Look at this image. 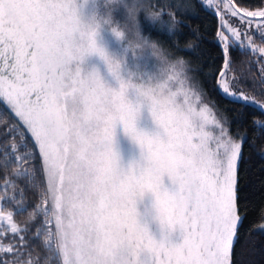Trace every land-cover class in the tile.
I'll return each instance as SVG.
<instances>
[{"label":"snow or ice","instance_id":"obj_1","mask_svg":"<svg viewBox=\"0 0 264 264\" xmlns=\"http://www.w3.org/2000/svg\"><path fill=\"white\" fill-rule=\"evenodd\" d=\"M217 14L222 23L215 43L223 60L216 85L241 105L237 115L249 104L264 112V98L258 100L239 77H229L232 49L238 44L258 55L264 86V6L219 0ZM226 15L239 26L223 23ZM82 38L73 0H0V102L30 134L40 160L35 165L31 148L20 154L12 144L15 174L27 179L39 202L29 211L16 200V185L4 179L0 202L10 198L20 207H0V222L7 225L0 226V264H39L31 255L22 258L27 225L37 221L36 236H43L53 264H119L124 250L112 229L134 224L136 186L171 192L181 213L180 236L189 247L201 249L192 264H231L243 220L238 206L242 141L233 138L222 120L209 117L201 96L173 68L174 105L150 109L158 138L146 142L148 153L138 171L121 173L115 129L122 124L133 131L137 113L125 99L127 85L106 89L95 74H82L84 56L98 51L94 33L87 36V48L77 47ZM212 72L210 67L208 75ZM108 112L114 114L106 117ZM253 123L264 128L258 119ZM164 177L171 181L169 187ZM25 212L28 220L21 227L15 216ZM151 264L171 262L167 253L158 252Z\"/></svg>","mask_w":264,"mask_h":264},{"label":"trees","instance_id":"obj_2","mask_svg":"<svg viewBox=\"0 0 264 264\" xmlns=\"http://www.w3.org/2000/svg\"><path fill=\"white\" fill-rule=\"evenodd\" d=\"M134 11L139 8L132 4V0H124ZM138 9L137 25L142 37L155 40L164 49L169 61L182 57L187 61L182 70L188 83L195 86L202 100L207 102L222 117L229 127L231 135L242 141V152L238 168V206L243 217L238 230V238L234 241L231 264H264V231L257 229L264 221V128L254 126V120L264 122V112L250 106L241 105L224 97L216 85V77L222 66V54L216 45V33L221 26L220 15L216 7L206 5L205 0H136ZM256 8L262 6L264 0H247ZM113 23L124 24L127 21L125 4L117 3L110 7ZM150 13H159L165 23L176 21L177 30L169 34L166 25L152 22L146 18ZM129 26L130 22H129ZM191 42V47H186ZM232 66L229 77H239L240 83L257 96L264 98V86L259 76L258 56L249 51L232 49ZM213 69L211 76L208 69ZM14 125H16L14 127ZM24 137V139H22ZM254 141V143H253ZM15 143L17 152L23 154L31 151L35 157L34 164L39 165V153L30 138L23 133L15 117L0 102V196L4 194V179L16 185V200L22 201L25 208L31 211L39 202L37 193L29 186L26 178L17 176L14 171V154L11 146ZM7 145V147H5ZM7 161V163L5 162ZM42 179V177H41ZM164 181V185L166 181ZM169 183V182H168ZM9 197L13 194L8 189ZM2 207L12 210L18 209L19 204L10 198L1 202ZM17 223L25 227L28 213L15 216ZM41 220L43 217L41 216ZM39 221L27 225L28 240L22 258L38 260L39 264H53L55 257L49 259L47 249L43 246V236H36ZM11 235V234H9Z\"/></svg>","mask_w":264,"mask_h":264},{"label":"clouds","instance_id":"obj_3","mask_svg":"<svg viewBox=\"0 0 264 264\" xmlns=\"http://www.w3.org/2000/svg\"><path fill=\"white\" fill-rule=\"evenodd\" d=\"M73 2L78 15L79 32L83 37L78 40L77 47L87 48V36L89 33H94L98 49L97 52L86 54L82 64L88 57H97L117 87L115 89L107 87L102 81L99 69L95 66L84 74L88 77L93 74L98 76L106 89L118 90L121 83L128 86L125 99L137 113V119L133 131H126L122 124H118L117 127H119L120 136L131 149L135 150L136 154L129 159L127 165H124L121 154L114 146L117 128L113 147L118 157L117 168L121 173L127 174L129 170L138 171L148 153L146 142L155 141L158 138V126L152 121L150 109L153 106L170 109L174 105V92L170 87L172 69L175 68L182 72L187 61L182 57L169 61L160 43L142 37L137 25L139 12H134L129 5L125 4V8L127 21L131 26L129 23H113L109 6L123 3V0H104V6L107 9L105 14L101 16L93 12L87 18L78 11L77 0ZM88 2L89 0H80L79 7L82 9ZM92 2L95 3V0ZM146 18L149 21L166 25L170 35L178 28L176 21L165 23L159 13H150L146 15ZM102 31L109 32L118 43H123V49L120 52L109 51L105 45L98 43V37ZM191 46V42L186 45V47ZM129 55L133 61L132 65L127 62ZM142 59L153 62L154 71L142 67L138 63ZM129 94H131V99ZM143 111L148 113L153 131L138 127ZM113 114L108 112L106 117ZM169 183H171L170 180ZM132 191L135 200L134 224L129 227L127 223H120L112 229V234L119 239L120 247L124 250L119 264H151L158 252L167 253L171 264H192L201 249L199 246L189 247L184 238L180 236L179 217L181 213L171 192H167L163 187L157 192L139 186Z\"/></svg>","mask_w":264,"mask_h":264},{"label":"rangeland","instance_id":"obj_4","mask_svg":"<svg viewBox=\"0 0 264 264\" xmlns=\"http://www.w3.org/2000/svg\"><path fill=\"white\" fill-rule=\"evenodd\" d=\"M131 2L133 4V7L134 6H138L139 7V8H137L134 11V12H138V9L139 10L141 9V6L139 5V2H137L136 0H132ZM205 3H206V5H211L212 4V6L213 7H216L215 9L217 10V4L219 3V0H212L211 3H209V0H205ZM123 4H126L124 0H123ZM79 5H80V0H77L78 11H80L85 18H87L93 12H95L96 14L102 16L107 11V9L104 6V0H95V3H93L92 0H89V2L87 4H85L82 9L79 7ZM111 6L112 5H110L109 7H111ZM253 9H255V8H253ZM223 23H226V24L227 23H231L233 26H236V27L239 26V21H237L235 18H232L231 16H227V15H226L225 20L223 21ZM224 32L227 33L229 36H231V33L228 32L227 27L224 28ZM98 43L105 45L109 49V51L120 52L123 49V43H118L111 36V34L109 32H107V31H102L100 33V35L98 37ZM255 43L257 45H260L261 38L259 37V35H257L255 37ZM247 44H248V41L245 39L244 40V45L246 46ZM236 47H238L240 50H244V51L246 50V51H248L246 47L245 48H241V47H239L238 44L236 45ZM256 56H258V55H256ZM127 62H128L129 65H132V63H133L132 58H131L130 55L127 57ZM138 63L142 67L147 68L148 70L154 71L153 62L147 61L145 59H142V60L138 61ZM0 66H2V61H0ZM93 66H95V67H97L99 69L100 75L102 77V81L105 83V85L107 87H111V88H114V89L117 87L115 81L106 73L103 64L95 56H91V57L86 58L85 61H84V63L80 65V67L82 69V74L84 72L90 70ZM191 87L193 89L195 88L194 85H191ZM129 98L131 99V94H129ZM202 101L208 107V115H209L210 118L212 116H215L217 119L222 120V117L214 110V108L212 106H210L204 100H202ZM9 112L11 113L10 110H9ZM17 122L19 124V121L18 120H17ZM19 126L22 129L23 133L26 134L30 138V134L27 132V130L24 129L22 125L19 124ZM138 127L142 128V129H146L148 131H153L154 130L153 125H152V122H151V119H150V117H149V115H148V113L146 111H143L142 112V114L140 116V119L138 121ZM30 140H31V138H30ZM237 140H239V139H237ZM33 145L35 146L34 143H33ZM114 146H115L116 150L119 151V153L121 154L122 162L124 163V165H127L129 159L131 157H134L135 154H136L135 153V150L134 149H131L130 146L128 145V143L120 136L119 127H117V129H116L115 145ZM35 148H36V146H35ZM36 150L38 151L37 148H36ZM38 153H39V151H38ZM163 180L166 181L165 187H169V183H168L169 181H168L167 177H164ZM0 207H2V203L1 202H0ZM262 223H264V221L261 222L258 225L257 229H259L261 231H264V228H261L260 227V225ZM0 226L7 227V225L6 224H2V222H0Z\"/></svg>","mask_w":264,"mask_h":264},{"label":"water","instance_id":"obj_5","mask_svg":"<svg viewBox=\"0 0 264 264\" xmlns=\"http://www.w3.org/2000/svg\"><path fill=\"white\" fill-rule=\"evenodd\" d=\"M201 2H203V0L201 1ZM219 91H220V89H219ZM220 93L222 94V92L220 91ZM223 95V94H222ZM224 97H226V98H228L227 96H225V95H223ZM230 99V98H229ZM250 106H252V107H254V108H256V109H258L256 106H254V105H251V104H249ZM259 110V109H258Z\"/></svg>","mask_w":264,"mask_h":264},{"label":"flooded vegetation","instance_id":"obj_6","mask_svg":"<svg viewBox=\"0 0 264 264\" xmlns=\"http://www.w3.org/2000/svg\"><path fill=\"white\" fill-rule=\"evenodd\" d=\"M262 6H264V3H263V5Z\"/></svg>","mask_w":264,"mask_h":264}]
</instances>
